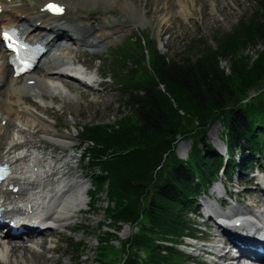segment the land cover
I'll list each match as a JSON object with an SVG mask.
<instances>
[{
    "label": "trees",
    "instance_id": "1",
    "mask_svg": "<svg viewBox=\"0 0 264 264\" xmlns=\"http://www.w3.org/2000/svg\"><path fill=\"white\" fill-rule=\"evenodd\" d=\"M251 1L256 3L253 13L193 60L169 58L150 41L147 71L138 73L134 68L139 62L134 59L129 67L119 57L113 77L129 115L121 113L114 126L81 127L80 162L91 187L90 205L104 192L105 221L115 226L102 234L108 240L116 238L118 224L139 226L121 243L122 258L116 264H189L190 258L176 247L202 234L188 217L198 212V197L220 176L241 180L264 159V0ZM256 46L262 49L250 62L242 53ZM138 48L146 52L144 45ZM220 60L229 62L228 74L219 68ZM251 91L256 94L249 97ZM216 121L225 156L206 136ZM175 136L190 142L185 160L174 154ZM81 247L67 246L77 254ZM99 249L94 264H113L101 259Z\"/></svg>",
    "mask_w": 264,
    "mask_h": 264
},
{
    "label": "bare ground",
    "instance_id": "2",
    "mask_svg": "<svg viewBox=\"0 0 264 264\" xmlns=\"http://www.w3.org/2000/svg\"><path fill=\"white\" fill-rule=\"evenodd\" d=\"M28 1L29 5L24 3V0H4V2L0 0V29L13 26L19 31L18 27L20 25H26L31 28L32 34L31 36H26L25 39L27 38L28 40H32V42L43 45L45 52L38 58L39 60H37L33 67L34 70H42V73H31L32 76L25 79L40 87V90L37 94L35 93L34 97L39 99V102L45 99L49 102L53 100L59 101L62 104L58 108L59 113L62 112L65 104L72 100L74 96H77L73 94L74 91L93 97H104V84L101 85L100 89L94 88L92 83L93 81L96 82L94 74L90 73L88 81L84 79L85 81L80 82L61 74L63 68L78 74H82V69L84 71L89 70L83 61L82 63L77 57H72L71 53H69L71 57L68 56L67 59L62 60V57H60L61 53H68L72 51V48L71 46L61 44V42L71 43V45L76 47H86L89 50H101L107 47L110 42L115 40L116 36L113 35L123 33V26L127 24L126 20H124L125 18L119 22L120 18L124 16L114 15L116 10L114 11L110 7V3L117 0H65V3L44 0V2L37 4L33 0ZM138 1L141 2L142 0H127V3L135 5L139 3ZM116 3H120L126 7L129 5L124 1ZM48 4L62 8V14H49L46 10V5ZM154 4L156 6L154 7V15L152 16L164 13L169 15L174 5L179 7V9H186L188 7L184 0H156ZM98 5L109 11V14L113 18L111 19L112 22L104 19L100 23L90 24L88 16L91 14L90 12L93 15H99L95 13V6ZM84 8L89 9V11L81 17L82 20L80 22L78 11ZM152 16L150 17V21L153 20ZM0 50H2L1 41ZM3 54L4 60L0 63V88L4 85L11 88L0 95V115L3 117L0 120H4L3 128L0 127V141H6L0 154V163H7L11 172L7 179L0 184V208H3L0 215L2 218L4 217L3 219L8 218L10 220L15 212L26 213L31 216V226L22 227L29 244L26 241H19L17 237H4L0 239V264H29V262L31 264H39L37 261H31V258L29 260L27 254L44 256V253L49 252L50 249L44 246L45 241H36V238L44 236L50 231L53 234L60 230L62 231L64 228H69L67 221L72 220L75 213L86 212L90 206V201L85 200V197H88V192L82 189V184L76 180L70 171L69 156L61 157L55 154L56 149H59L58 144L49 143L46 140L43 141L44 139L41 140L40 135L38 136V134H57L55 129L56 122L54 121V125L49 126L46 124L44 118V116H48L49 112L56 113V111L48 103H40V105L29 97L21 99L25 104L32 105L36 113L21 107L19 97L22 94L20 92L22 89L19 90L15 86L17 80L13 79L12 75H14V72L7 63V53L3 52ZM41 57H45V61L42 62ZM0 58L2 59V57ZM45 70L46 74H44ZM95 74H98V70H96ZM70 81H73L76 85L72 86L69 83ZM26 87L29 88L30 85ZM98 87L99 85H97ZM79 88L86 90L81 91ZM23 92L26 91L23 90ZM62 94L69 96L70 99H61ZM70 94L72 95L70 96ZM4 97L8 100L6 104L3 100ZM12 99L19 100L13 102L11 101ZM38 128L40 130H37ZM7 131H9V135L5 134ZM44 143L46 144L44 145ZM45 147L48 148L45 149ZM181 147L183 146H180L179 149ZM52 148H55L54 151L51 150ZM66 148L68 146L62 147V149ZM69 148H73V146L70 145ZM179 153H184V149L181 148ZM230 190L231 188L226 190L224 187L219 188L218 185H215L211 190L203 193L202 196L205 198L203 201L204 209L226 220L234 216L239 218L238 216H245L249 213H253L254 215L258 213L264 217V179H260L255 184V189L251 192L258 194L259 199L250 201L248 204L236 199L234 203H230L228 211L219 213L215 204L210 202V199H214V191L219 194L217 195L218 197L221 193V197L219 198H226V194L228 193L236 196L235 198L241 193H247L245 190H235L234 192ZM240 203L244 206H241ZM8 207H12L11 211H7ZM237 218L232 219L233 223L237 221L240 226H245V231L242 229L237 230L240 233L250 232L255 228L252 223ZM36 221L38 224L32 226V223ZM37 228H39V231H35ZM74 228L75 225L70 226V229ZM237 233L233 232L232 235L236 236ZM211 242L207 245H194L193 251L197 252V254L192 255V257L201 261L199 259L200 255L211 252L216 254L218 258L205 260L207 264H223V261L229 257L228 251L224 247H227L231 243H229V240L221 241L220 239H215V237L212 238ZM220 247L221 249L219 250ZM46 260L53 261L51 257H46ZM227 264H232V261L227 262ZM261 264H264V259Z\"/></svg>",
    "mask_w": 264,
    "mask_h": 264
},
{
    "label": "rangeland",
    "instance_id": "3",
    "mask_svg": "<svg viewBox=\"0 0 264 264\" xmlns=\"http://www.w3.org/2000/svg\"><path fill=\"white\" fill-rule=\"evenodd\" d=\"M1 1L4 2V0ZM33 1L36 4L44 2V0ZM54 1L65 3V0ZM118 1H124L127 3V0H117L116 2ZM184 1L188 6L186 9H179V7H176L174 5L169 15H166V13H164L156 16H152L154 15V7L156 6L154 3L156 2V0H142L141 2L138 1L139 3L135 5L127 3L129 4L127 7L120 3L109 2L110 7L113 8L114 11L116 10L114 15L124 16L120 18L119 22H121L122 19L125 18L124 20H126L127 24L123 26V33L119 35L118 33H116L115 35H113L116 36L114 38L115 40L110 42L107 47L103 48L104 50H89V48L86 47H76L71 45V43L68 44L67 42H62L64 45L71 46L72 48V51L68 53L66 52L67 54L65 52L61 53L60 57H62V60L67 59V57L71 55L72 57H77L81 62L83 61L84 64L88 66L89 72L92 75L94 74V78L96 79V81H98V83H100L98 88L97 86H94V88L100 89L101 85L104 84V97H93L91 95H85L83 93L74 91L73 94H76L77 96H74V98L68 102L69 104H65L62 112L59 113L58 108L62 106L59 101L53 100L52 102H49L45 99L40 100L39 102V99H36L34 95L35 93H38L40 87L38 85H34L32 82H30V80H25L26 78L32 76L31 73H42V70L33 69L32 71L24 73L21 76L13 77V79L17 80L15 86L18 87L19 90L22 89L20 91L22 93H20V100H17H19V103L23 109H29V111L36 113V110L32 105L28 103L25 104L22 101L23 98L29 97L30 99L35 100L38 104L48 103L56 111V113L52 111L49 112L48 116H44V118L46 120V124L49 126L54 125V121L56 122L55 129L57 131V134H38V136L40 135V139H44L43 141L46 140L49 143L53 142L54 144H58L57 146H59V149H56L55 154L61 157L69 156L68 158L70 171L72 172L76 180L82 184L81 187L84 191L89 192L91 187L85 179L84 168L82 163L80 162V154L82 153L83 149L79 148L78 137L81 127L86 124H94L98 126H114L121 117V113H123L124 116L129 115V112H127L125 109H122L121 107V88L113 77V65L116 63H120V61H117L118 58L124 56L128 61V65L130 64L129 67H131L132 62L135 59L137 62H139V67H137V69L134 68V70H138V73L141 72L140 70L147 71V57L149 55V51L146 47V41H150L155 44L156 50L160 54L166 55L169 58H174L176 60L190 58L191 60H193L204 47L213 48L216 44L217 38L226 33H230L240 19H245L250 16L253 13V10L256 8V3L251 0ZM24 3H27V5H29L28 0H24ZM95 7V13H98L99 15L96 16V14L93 15L92 12H90L91 14L88 16L91 22L90 24L94 25L96 23H100L104 19L112 22L111 19L113 18L109 14V11H106L101 5ZM146 8L149 9L146 10ZM88 11L89 9L86 8L80 9L78 11V18L80 22L82 20L81 17L86 15ZM151 16L153 17V20L150 21ZM136 40L140 43L139 45L136 43ZM140 45H144L146 52H143L144 49L138 48V46ZM261 49L262 47L260 46H256L255 49H252V47H250L243 51L242 55H246L251 62V60H254L256 58L258 52ZM141 52L144 53V58L140 56ZM69 53L71 54L69 55ZM145 53H147V56L145 55ZM0 54V57H2V59L0 58L1 63V61L4 60V54L2 50H0ZM45 59V57H42V62ZM96 59H98V61ZM228 67L229 62L227 60L219 61V68H222L224 73L226 74H228ZM96 70H98V74L102 76V79H99L97 74H95ZM44 74H46V70ZM69 83H71L72 86L76 85V83H74L73 81H70ZM27 85H30L31 88L29 87V89L28 87H26ZM32 85H34L35 87ZM10 88L11 87H7V85L1 87L0 95ZM23 90L26 92H23ZM79 90L82 91L86 89L79 88ZM255 94L256 91H251L249 93V97H252ZM71 95L72 94H70V96ZM65 98L70 99L69 96L62 94L61 99L64 100ZM3 100L5 104L8 103V100L5 97L3 98ZM6 100L7 102H5ZM14 100L12 99L11 101H17ZM0 118L3 119L2 115H0ZM3 126L4 120H0V127L3 128ZM195 126L196 123L193 122L192 127L194 128ZM37 130H40V128H38ZM183 130H181V132ZM220 132L221 126L216 121L213 123L206 134L208 143L218 153H221L223 149V142L220 140ZM5 134L9 135V131H7ZM175 137L177 138L178 136ZM5 142L6 141L4 140L0 141V154L1 151H3ZM45 144L46 143H44V145ZM70 145L73 146V148H69ZM174 145V154L176 158H178L179 160H185L190 150L189 140H182L177 138ZM64 146H68V148L62 149V147ZM180 146H183L181 148L184 149V153L182 154L179 153L181 149H179ZM47 148L48 147H45V149ZM54 149L55 148H52L51 150L54 151ZM258 166L264 170L263 158H260L258 160ZM253 174L254 171L253 173L249 172V174L247 173L246 175V179H250L252 181L250 184H241L240 187H235L237 183L234 177L231 179L229 184V189L231 188L230 191L232 192H234L235 190H245L248 193H241L242 195L240 194L237 197L238 200H241L245 204L250 203V201L259 199L258 194L251 193L253 189H255L254 183H256L257 179L256 177L255 179L252 178ZM215 185H218L219 188L225 186V184L222 183V177L215 183ZM213 186L214 185H211L209 190H211ZM204 199V196L200 195L195 202L199 212L201 211V206L199 204H201ZM85 200L90 201L87 197H85ZM230 201L233 203V199H231ZM211 202L213 201L211 200ZM241 203L240 205L244 206ZM106 205L107 198L103 192L99 195L96 203L93 206L90 205L87 208L86 212L75 213V219L73 218V221H67L69 224V228H64L62 229V231L60 230L53 234H51L50 231L44 236L36 238V241H45L44 246L50 249L49 252L44 253V256L28 253L27 258H31V261H37L39 262V264H53L57 262V264H94L96 261V257H98V253L100 254V246L103 248V255L101 259L109 263L112 262L113 264H116V262L118 263L122 258L120 247L121 243H123L127 239V237L132 235L135 231L137 232L136 229H138L139 226L129 225L128 223L118 224L119 229L113 231V234L116 235V238L109 237L110 239L107 240V238L102 234V231L109 230L112 232V229H114L115 226L110 225L111 223L109 220L105 221V213L103 212V210ZM188 217L191 224L202 231V234L196 235L197 238H203L208 242L212 241V237L210 235L214 233L212 223L208 222L207 225H202L201 222L204 221L203 218H194V216L191 214H188ZM102 224L107 228L102 227ZM71 225H75V228L70 229ZM208 226L212 229H209ZM99 238H106L107 241L103 243L105 245H101L100 243H98ZM69 242L82 244V247L78 254L69 251V249L67 248ZM26 243L29 244L28 241ZM210 243L212 242H209V244ZM194 245H201V243L197 242V240L194 241L186 238L184 239L183 243H181V245L176 247L178 251L189 256V264H197V259H194L192 257V255L197 254V252L193 251ZM142 256V253H139V257L141 258ZM46 257H51L53 261H47ZM199 259L201 261H205L207 258L204 255H200ZM29 264H31V262H29Z\"/></svg>",
    "mask_w": 264,
    "mask_h": 264
},
{
    "label": "snow or ice",
    "instance_id": "4",
    "mask_svg": "<svg viewBox=\"0 0 264 264\" xmlns=\"http://www.w3.org/2000/svg\"><path fill=\"white\" fill-rule=\"evenodd\" d=\"M48 9H49L50 11H53L54 14H62V12H63V9H62V8H59V7L54 6V5H49V6H48ZM4 39H5L6 41H7V40H10V37L8 36L7 33L4 34ZM8 46L11 47V44H9ZM21 71H23V69H21ZM0 178H2V177H0Z\"/></svg>",
    "mask_w": 264,
    "mask_h": 264
}]
</instances>
